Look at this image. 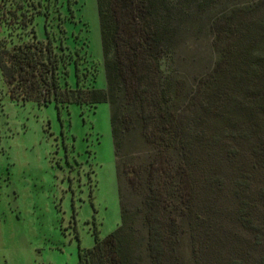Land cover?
I'll use <instances>...</instances> for the list:
<instances>
[{
	"label": "trees",
	"instance_id": "obj_1",
	"mask_svg": "<svg viewBox=\"0 0 264 264\" xmlns=\"http://www.w3.org/2000/svg\"><path fill=\"white\" fill-rule=\"evenodd\" d=\"M97 5L106 89L62 86V57L35 35L0 48L12 99L110 105L122 224L95 233L78 264H183L187 236L194 264H264V0ZM188 23L216 56L192 82L162 68ZM136 130L148 148L137 166L124 147ZM136 195L134 211L126 200ZM240 234L250 250L238 247Z\"/></svg>",
	"mask_w": 264,
	"mask_h": 264
},
{
	"label": "rangeland",
	"instance_id": "obj_2",
	"mask_svg": "<svg viewBox=\"0 0 264 264\" xmlns=\"http://www.w3.org/2000/svg\"><path fill=\"white\" fill-rule=\"evenodd\" d=\"M25 10L35 17L22 26ZM34 35L62 57V86L106 89L97 0H0V48ZM173 51L162 68L191 82L216 58L205 36L194 39L190 23ZM124 147L136 166L148 149L137 130ZM116 163L109 103L56 109L21 102L0 78V264H78L95 233L104 239L116 231L122 224ZM138 199L126 200L134 211ZM238 240L250 250L248 235ZM182 252L183 264H194L188 236Z\"/></svg>",
	"mask_w": 264,
	"mask_h": 264
}]
</instances>
